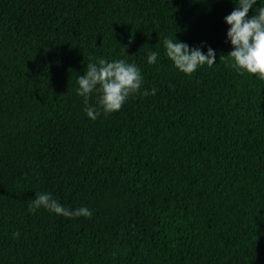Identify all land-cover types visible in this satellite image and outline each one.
<instances>
[{
    "label": "trees",
    "instance_id": "16d2710c",
    "mask_svg": "<svg viewBox=\"0 0 264 264\" xmlns=\"http://www.w3.org/2000/svg\"><path fill=\"white\" fill-rule=\"evenodd\" d=\"M234 7L0 0V264H264V79L227 55ZM175 36L216 63L179 71ZM100 57L144 83L92 120L77 76ZM42 190L92 215L31 211Z\"/></svg>",
    "mask_w": 264,
    "mask_h": 264
},
{
    "label": "clouds",
    "instance_id": "9594fccd",
    "mask_svg": "<svg viewBox=\"0 0 264 264\" xmlns=\"http://www.w3.org/2000/svg\"><path fill=\"white\" fill-rule=\"evenodd\" d=\"M234 3L236 7L224 16L229 25L226 39L233 46L227 55L238 72L256 74L264 79V4L260 0L259 3L257 0H234ZM250 9L252 14H249ZM163 43L166 56L185 74H191L205 64L211 66L216 63V52L211 46L204 51L201 47L189 46L176 36L175 39L165 37ZM158 55L157 51H149L147 62L156 63ZM143 83L141 68L135 62L126 58L107 60L100 57L95 62H88L85 72L77 76L76 92L84 100L86 115L96 120L102 113L108 115L120 110L129 96L141 92ZM156 91L155 87L143 89V94L150 92L154 95ZM94 92L99 93L97 103L89 104ZM40 208L69 218L92 215L87 206L66 207L45 190L35 192V198L29 204L33 212ZM12 235L18 237L19 231Z\"/></svg>",
    "mask_w": 264,
    "mask_h": 264
}]
</instances>
